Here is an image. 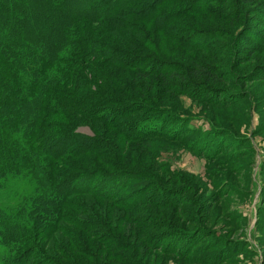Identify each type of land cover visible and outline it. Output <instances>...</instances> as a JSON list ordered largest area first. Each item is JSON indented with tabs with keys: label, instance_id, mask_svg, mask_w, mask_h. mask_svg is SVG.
Masks as SVG:
<instances>
[{
	"label": "rangeland",
	"instance_id": "obj_1",
	"mask_svg": "<svg viewBox=\"0 0 264 264\" xmlns=\"http://www.w3.org/2000/svg\"><path fill=\"white\" fill-rule=\"evenodd\" d=\"M37 1L46 8L54 2ZM85 2L79 5L78 0H69L68 13H83ZM132 2L142 4L141 0ZM218 3V0H155L145 8V11L153 8L155 11L151 10L145 18L136 13L139 9L126 8L137 16L129 14L125 18L131 25L130 31L120 27L112 34L108 25L88 24L100 41L105 39L114 47L120 46L122 39L133 42L134 33L138 32L145 42L121 48L191 69L205 64L219 73L228 72L226 78L234 89L222 83L214 86L240 95L230 97L228 104L213 100L204 103L188 96L161 95V90L160 94L155 89L159 80L154 83L139 80L148 88L144 96L149 97L148 104L155 107L152 114L137 111L121 118L119 123L126 129L121 133L105 121L95 123L98 133L111 142V153L115 152L119 159L125 158L121 163L123 169L155 173L154 179L148 176L144 179L143 175H120L115 183L105 180V175L83 179V184L100 188L103 193L118 191L117 198L122 201L110 203L96 197H74L84 207L83 211H75L76 215L86 221V228H93V235H99L75 229L73 236L60 235L46 243L45 252L39 246L42 252L37 251L36 255L47 253L59 262L80 264H264V80L241 82L240 77L235 76L264 64V2L226 0L224 7ZM157 7H161L158 14ZM44 8L38 11L43 13ZM235 12L239 13V19L227 24L226 15ZM245 13L249 32L236 43ZM208 29L216 31V39L202 40L203 34L196 37L192 33ZM184 40H195L197 44L188 45ZM247 49L250 54H246ZM96 65H84L82 70L95 72L100 77H115L121 84L131 83L135 73L143 69L156 67V63L151 62L139 69L114 66L106 72ZM134 92L135 97L141 95L136 89L130 93ZM190 92L198 94L195 89ZM151 115L161 118L149 126V133L141 125ZM161 121L166 134L156 132ZM138 127L140 131H133ZM79 131L92 136L87 128ZM147 134L152 138L127 144V139ZM109 154L100 150L79 160H65L72 166L75 163L77 169L100 167L107 173L102 162L109 159ZM123 181H126L124 186L119 188ZM9 188L11 190L4 194L0 191V207L16 206L32 191L29 184L20 182ZM162 190L165 192L160 194ZM141 196L147 203H134ZM0 221L5 226L1 217ZM2 225L0 230L7 231ZM147 238L152 244L143 245ZM155 240L161 245L160 249L153 245ZM37 241L39 245L44 243L40 238L36 240L32 233L24 248L34 247ZM4 255L5 250L0 247V257ZM35 256L34 260L38 259Z\"/></svg>",
	"mask_w": 264,
	"mask_h": 264
},
{
	"label": "trees",
	"instance_id": "obj_2",
	"mask_svg": "<svg viewBox=\"0 0 264 264\" xmlns=\"http://www.w3.org/2000/svg\"><path fill=\"white\" fill-rule=\"evenodd\" d=\"M82 1L78 0L79 5ZM95 1L86 0L83 13L72 14L68 13L69 0H54L53 5H47L48 8L37 0H0V191L2 194L9 192V187L18 182L32 187L31 193L26 194L16 206L0 207V217L8 228L7 231L0 230V247L5 250V255L0 257V264H80L59 262L47 253L36 255L35 252L41 251L39 246L45 252L46 243L49 244L60 235L73 236L77 231L93 235V228H86V221L76 215L75 211H83L84 207L74 197H96L110 203L122 201L117 198L118 191L103 193L99 191L100 188L94 189L89 184H83L82 180L100 175L107 176L105 180L114 183L120 175H143L154 179L155 173L123 169L121 163L125 158L119 159L115 152L111 153V142L98 133L95 123L97 120L105 121L121 133L126 130L119 123L121 118L134 115L137 111L146 110L147 114H152L155 107L149 105L147 100L150 98L144 96L148 88L139 80L152 83L159 80L155 83V89L159 93L161 90V95L188 96L204 103L213 100L228 104L230 97L240 95L214 86L222 83L233 90L226 78L228 72L219 73L205 64L194 65L191 69L143 52L122 49V46L131 48L139 41L145 42L144 36L141 37L137 30L135 32L138 35L134 33L133 42L122 39L121 45L114 47L105 39L100 41L98 34L89 26L108 25L111 34L120 27L130 31L131 25L125 22V18L129 14L137 17L133 14L137 9L140 18L147 17L155 8L149 11H145V8L155 0H141V5H133V0ZM218 1L220 7L226 4V0ZM254 1L264 2L238 0L239 3ZM40 6H45L46 11H38ZM126 8H134V11ZM190 10L186 7L187 12ZM160 11L161 7H157V14ZM225 19L227 24H232L239 19V13L227 14ZM154 20L156 23L159 20L157 15ZM247 20L245 13L244 25L234 42L239 43V37L249 32ZM192 33L196 37L203 34L202 40L217 38L216 31L209 29L194 30ZM184 41L192 46L197 44L195 40ZM236 43L232 46L237 54ZM250 53L249 50L246 52ZM234 59L237 60L236 56ZM151 62L156 63V67L135 73L129 84L116 82V78L109 75L100 77L95 72L82 70L84 65L95 64L100 68L102 66L106 72L113 70L114 66L139 69ZM235 76L240 77L241 82L264 80V64L242 75L236 73ZM130 87L132 92L136 89L141 95L135 97V92L130 93ZM191 89L197 90L198 94L192 95ZM160 118V115H151L150 119L142 122V129L146 127L150 133L149 126ZM162 124L161 121L160 129L156 132L166 134ZM141 127L133 131H140ZM81 128L90 130L92 136L81 133ZM149 138L152 137L147 134L126 139L128 144ZM100 150L110 153L109 159L102 162L109 170L105 169L107 173L100 167L77 169L75 163L72 166L65 160H79L81 156ZM124 182L118 185L119 188L124 186ZM164 192L162 190L160 194ZM141 202L147 203L142 196L134 203ZM32 233L36 240L40 238L44 243L40 242L39 245L37 241L34 247L25 249ZM146 243L152 244L149 238L144 239L143 245ZM153 245L161 248L156 240ZM35 255L38 258L36 260ZM32 260L34 262L30 263Z\"/></svg>",
	"mask_w": 264,
	"mask_h": 264
}]
</instances>
